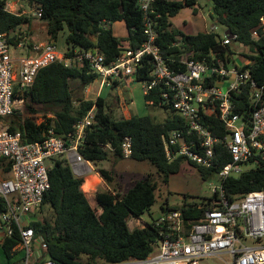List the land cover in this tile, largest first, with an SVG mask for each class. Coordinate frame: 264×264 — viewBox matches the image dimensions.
Listing matches in <instances>:
<instances>
[{"label": "trees", "instance_id": "trees-1", "mask_svg": "<svg viewBox=\"0 0 264 264\" xmlns=\"http://www.w3.org/2000/svg\"><path fill=\"white\" fill-rule=\"evenodd\" d=\"M31 1L43 10L41 20L47 24L48 42L56 44L59 36H64L67 58L73 57L77 49H99L105 55L106 64H110L123 52L139 49L146 40L138 0ZM211 2V17L216 24L237 35V43L249 48L250 54L243 55L249 61L245 67L250 70L257 86H264V36L258 40L252 38L253 31L259 28L260 20L264 17V0ZM197 3V0H157L155 5L160 14L156 44L169 66L178 71L186 69L181 62L184 55L205 60L209 65H218L219 60L228 62L236 55L232 45L222 44V36L218 33L187 34L173 26V18ZM31 19L0 10V33L14 34L23 25L29 24ZM117 23H123L126 28L124 38H119L113 30ZM152 67L151 59L144 58L142 67L136 72L137 82L149 80ZM97 80L99 77L87 67L52 64L38 73L30 90L15 91L14 98L25 103L26 115L15 109L12 117L5 122L11 132L21 134L23 144L44 140L49 130L67 140L75 131L77 123L95 108V124L87 130L80 150L83 158L97 167L109 161L111 156L123 159L121 144L129 136L133 141L131 160L149 161L158 178L168 184L170 176L179 173L187 159L180 157L173 162L167 159L163 137L175 129H184L185 122L169 104L164 103L160 96L163 88L156 87L144 96L146 108L168 112L163 121L151 115L117 120L106 97L99 96L95 102L86 101L74 92L76 89L84 91ZM233 102L235 112L250 122L255 108L250 90L242 88L234 95ZM40 117L42 121L39 123ZM205 121L214 136L226 135V127L218 117V110L206 117ZM215 157V164L209 169L194 164L205 180L218 176L232 160L226 149L219 146ZM250 162L256 163V167L222 181L225 194L231 202L252 192H264V161L258 158ZM9 170L10 165L5 168V172ZM98 172L109 186L113 184L110 171L99 169ZM49 178L51 188L46 194L44 207H49L52 215L31 225L35 239L41 242L44 257L57 264H111L142 260L154 251V243L161 238L160 229L151 223L146 228L130 229L128 224L130 219L140 220L156 202L157 181L151 174L137 181L124 194L113 191L114 187L98 191L93 205L83 190L84 178L77 177L65 160L52 161ZM218 199L215 193L213 197L203 198L201 203L184 206L181 211L186 219H199L207 210L219 207L218 204H212ZM162 209L165 212L171 210ZM2 210L0 204V212ZM19 244L18 233L0 241L6 264H21L23 253L16 249Z\"/></svg>", "mask_w": 264, "mask_h": 264}, {"label": "built area", "instance_id": "built-area-1", "mask_svg": "<svg viewBox=\"0 0 264 264\" xmlns=\"http://www.w3.org/2000/svg\"><path fill=\"white\" fill-rule=\"evenodd\" d=\"M10 1L0 0V10L41 20L43 10L33 1L26 0L32 5L30 12ZM156 4L157 0H138L146 40L139 49L123 52L110 64H106L105 55L99 49H77L73 57L67 58L66 52H61L56 44L33 43L24 33H0V204L3 207L0 241L19 234L20 244L16 249L23 253L21 264H57L44 257L41 242L35 239L31 225L40 220L46 194L51 188L49 170L53 160L65 157L79 178L95 172L93 163L80 154L87 130L95 124V108L77 123L67 140L49 130L44 140L23 144L21 134L11 132L5 122L16 109L15 91L30 90L38 73L55 63H62L65 67H87L99 77L104 88L130 87L137 81L136 72L146 57L151 59L153 67L149 80L142 82L144 95L161 86L160 96L164 103L169 104L185 122L184 129H175L163 137L167 159L173 162L184 157L209 169L215 164L219 146L226 149L232 160L218 175L221 184L214 194L219 199L212 204L219 207L207 210L199 219H186L181 210L167 211L151 223L160 229L161 238L154 243V251L148 257L111 264H200L204 259L223 257H229L225 260L227 264H264V192H252L231 202L222 185V181L243 172L242 164L258 158L264 161V86H257L246 64L239 67V54L233 55L228 62L219 60L218 65H209L191 55L183 56L184 71L170 67L156 44L160 18ZM196 8L197 5L189 9ZM205 32L217 33V27ZM261 36H264V17L259 28L252 33L255 40ZM236 40L237 35H222L223 45L236 44L249 51ZM12 49L24 50L25 54L12 55ZM242 88L250 90L255 104L250 122L235 112L233 98ZM216 110L226 127L223 137L214 136L205 121ZM121 154L124 159H131V137L123 139ZM8 165L10 170L5 172ZM132 223L147 227L138 219H130L129 227ZM249 241L253 245H246Z\"/></svg>", "mask_w": 264, "mask_h": 264}, {"label": "rangeland", "instance_id": "rangeland-1", "mask_svg": "<svg viewBox=\"0 0 264 264\" xmlns=\"http://www.w3.org/2000/svg\"><path fill=\"white\" fill-rule=\"evenodd\" d=\"M197 8L195 10L186 9L180 12V14L172 19V24L176 28H182L187 34H195L201 32V30H208L212 27H217V33L223 35L226 28L216 24V22L211 17V12L213 4L211 0H197ZM10 3L18 4L22 7V10L30 12L32 10V5L26 0H11ZM45 21L38 19H31L29 24H25L17 34H27L33 35L32 28H38L36 30L39 40H44L46 37V31L42 27L46 26ZM115 34L119 38H124L126 36V28L123 23H117L113 26ZM234 52L239 56L238 65L239 67L243 64H249L243 55L249 53L248 50L240 49L241 47L236 44H231ZM58 48L64 46L62 36L58 43ZM12 55H22L25 54L24 50L11 51ZM184 57H188L184 55ZM100 85V80H97L90 86V90L85 89L74 90L77 95L82 96L86 101L95 102L99 97L98 87ZM102 94L107 99V103L111 109L113 117L117 120L128 119L132 114L134 115H151L156 117L158 121H163L168 115V112L162 111L160 109H154L152 107H145L144 93L142 90V82L134 83L130 87H122L117 90H110L108 88L103 89ZM101 94V95H102ZM126 99V100H125ZM129 103V105H128ZM78 104L76 103V106ZM16 109L21 111L26 115V107L24 101L18 100L16 103ZM41 116V114H39ZM42 118L38 119L40 123ZM58 159L65 160V157H58ZM67 164H69L66 161ZM105 167L112 173V178L114 179L113 184L110 186L113 191H118L121 194L126 193L130 188H132L137 181L144 179L147 175L151 174L153 178L157 181V187L155 190L156 202L145 212L140 222L144 224L152 223L153 221L161 218L166 212L163 211V207L171 210H181L184 206L201 203L203 198H210L214 195V190L219 188L221 180L217 175L212 176L205 180L198 168L191 164V162L185 160L182 165V169L179 173L171 175L168 184H164L156 173L155 168L149 161L136 162L131 159H121L111 156L109 161L103 162ZM52 164V163H51ZM256 167V163L248 162L241 165L242 171H248ZM91 188V184L88 183L85 187L86 190ZM52 211L49 207H44L39 215L40 219L50 218ZM130 228H141V226H136V223L130 224ZM258 244V243H256ZM246 245H253L251 241L247 242ZM229 257L223 258H208L201 261L200 264H227L225 260ZM6 258L0 248V264H6Z\"/></svg>", "mask_w": 264, "mask_h": 264}, {"label": "crops", "instance_id": "crops-1", "mask_svg": "<svg viewBox=\"0 0 264 264\" xmlns=\"http://www.w3.org/2000/svg\"><path fill=\"white\" fill-rule=\"evenodd\" d=\"M24 26V25H23ZM22 26V27H23ZM21 27V28H22ZM45 30L46 31V37H45V39L44 40H39V36H37V33H36V30H38V28H32V33H33V35H30V38H31V40L33 41V43H47L48 42V40H49V38H48V34H47V25L44 27H42V30ZM177 29H179V30H181V31H183V29L182 28H177ZM207 28H205V30H206ZM205 30H201V32H205ZM227 31L228 30H226L225 31V33H227ZM183 32H185V31H183ZM199 33V32H198ZM195 34H197V33H195ZM60 36H62V35H60ZM60 36H59V38H58V41L56 42V45H57V47H59L58 46V43H59V40H60ZM222 36V35H221ZM62 40H63V42H64V46L63 47H61V48H59L60 49V51L61 52H66V45H65V38H64V36H62ZM29 53H31V51L29 50L28 51ZM76 85V84H75ZM90 87L91 86H88L86 89L87 90H90ZM122 87H128V86H118V85H116L115 86V88L113 89V90H117V89H119V88H122ZM98 89V91H99V94H98V96H103V94H102V91H103V89H105L104 87H101V83H100V85H99V87L97 88ZM110 90H112V89H110ZM142 90H143V86H142ZM102 94V95H101ZM145 96V95H144ZM126 100V99H125ZM128 105H129V103H128ZM146 107V106H145ZM132 116H137V115H134V114H132L131 115V117ZM138 116H144V115H138ZM130 117V118H131ZM129 119V118H128ZM93 166H94V169H95V172L94 173H92V174H90V175H87L85 178H84V180H85V183H84V185H83V190H84V192L86 193V195H87V197H88V199H89V202L91 203V205H93V203H96V193L98 192V191H105V190H110L111 188H110V186L103 180V178L101 177V175L99 174V172H98V170L99 169H105V170H108L106 167H105V165H104V163H101V164H99V166L97 167V166H95L94 164H93ZM88 183H90L91 184V188L89 189V190H86L85 189V187H86V185L88 184ZM139 220V219H138Z\"/></svg>", "mask_w": 264, "mask_h": 264}, {"label": "water", "instance_id": "water-1", "mask_svg": "<svg viewBox=\"0 0 264 264\" xmlns=\"http://www.w3.org/2000/svg\"><path fill=\"white\" fill-rule=\"evenodd\" d=\"M226 35H228V36L231 37L233 34L228 30L227 33H226ZM135 83H137V81Z\"/></svg>", "mask_w": 264, "mask_h": 264}]
</instances>
